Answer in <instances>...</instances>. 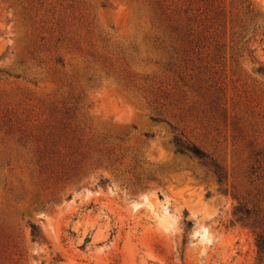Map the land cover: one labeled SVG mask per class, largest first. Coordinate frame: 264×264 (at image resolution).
<instances>
[{"label":"rangeland","instance_id":"obj_1","mask_svg":"<svg viewBox=\"0 0 264 264\" xmlns=\"http://www.w3.org/2000/svg\"><path fill=\"white\" fill-rule=\"evenodd\" d=\"M259 65L264 0H0V264H264Z\"/></svg>","mask_w":264,"mask_h":264},{"label":"trees","instance_id":"obj_2","mask_svg":"<svg viewBox=\"0 0 264 264\" xmlns=\"http://www.w3.org/2000/svg\"><path fill=\"white\" fill-rule=\"evenodd\" d=\"M257 72L264 75V65H259L257 67ZM173 144L176 148V151L181 154H187L190 157L194 158L198 161V163L203 167H208L213 175L215 176L217 182H222L225 180V174L222 171L221 167L203 151L201 148L196 146L195 144L188 143L182 141L180 138H174ZM252 212L245 208L241 203H237L233 210V216L237 218L238 222L245 223L249 225L251 228H254L255 223L250 222ZM31 236L33 239L38 238V234L36 232V227L31 226ZM257 252L259 257L261 258L262 254L264 253V240L262 236L258 235L255 239Z\"/></svg>","mask_w":264,"mask_h":264}]
</instances>
